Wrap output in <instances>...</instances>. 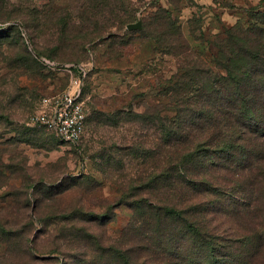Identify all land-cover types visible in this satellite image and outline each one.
Here are the masks:
<instances>
[{
  "label": "rangeland",
  "instance_id": "374dc122",
  "mask_svg": "<svg viewBox=\"0 0 264 264\" xmlns=\"http://www.w3.org/2000/svg\"><path fill=\"white\" fill-rule=\"evenodd\" d=\"M159 9L220 72L213 40L264 0H0V264H117L109 251L131 247L121 189L151 173L147 116L172 114L165 87L181 74L152 38L169 33ZM76 89L78 143L31 123L42 97Z\"/></svg>",
  "mask_w": 264,
  "mask_h": 264
},
{
  "label": "trees",
  "instance_id": "16d2710c",
  "mask_svg": "<svg viewBox=\"0 0 264 264\" xmlns=\"http://www.w3.org/2000/svg\"><path fill=\"white\" fill-rule=\"evenodd\" d=\"M159 11L169 33L152 38L181 74L165 87L172 114L147 116L158 140L145 151L151 173L121 189L133 210L122 242L132 249L108 254L117 264H262L264 10L215 37L220 72Z\"/></svg>",
  "mask_w": 264,
  "mask_h": 264
},
{
  "label": "built area",
  "instance_id": "2783aa9c",
  "mask_svg": "<svg viewBox=\"0 0 264 264\" xmlns=\"http://www.w3.org/2000/svg\"><path fill=\"white\" fill-rule=\"evenodd\" d=\"M41 62L50 68L55 61L40 57ZM40 110L32 117L31 123L54 132L62 140L78 143L84 133L86 113L79 99L78 89L61 94L44 96Z\"/></svg>",
  "mask_w": 264,
  "mask_h": 264
},
{
  "label": "water",
  "instance_id": "95a60500",
  "mask_svg": "<svg viewBox=\"0 0 264 264\" xmlns=\"http://www.w3.org/2000/svg\"><path fill=\"white\" fill-rule=\"evenodd\" d=\"M141 20H138L134 23H129L126 25L127 29H140L141 28Z\"/></svg>",
  "mask_w": 264,
  "mask_h": 264
}]
</instances>
